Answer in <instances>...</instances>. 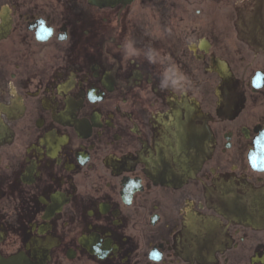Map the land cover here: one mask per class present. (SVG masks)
<instances>
[{"label": "flooded vegetation", "instance_id": "flooded-vegetation-1", "mask_svg": "<svg viewBox=\"0 0 264 264\" xmlns=\"http://www.w3.org/2000/svg\"><path fill=\"white\" fill-rule=\"evenodd\" d=\"M186 105L213 150L161 183ZM0 264H264V0H0Z\"/></svg>", "mask_w": 264, "mask_h": 264}, {"label": "clouds", "instance_id": "clouds-1", "mask_svg": "<svg viewBox=\"0 0 264 264\" xmlns=\"http://www.w3.org/2000/svg\"><path fill=\"white\" fill-rule=\"evenodd\" d=\"M125 47H126L127 51H129L130 53L134 52L133 45H132L131 42H129ZM149 59H152V57L149 56ZM172 83H173V85H175L177 83V81L176 80H172Z\"/></svg>", "mask_w": 264, "mask_h": 264}]
</instances>
